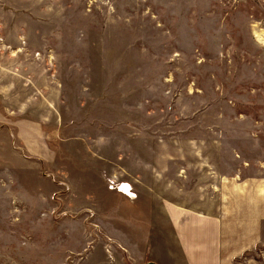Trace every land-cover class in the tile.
Wrapping results in <instances>:
<instances>
[{"label":"rangeland","instance_id":"374dc122","mask_svg":"<svg viewBox=\"0 0 264 264\" xmlns=\"http://www.w3.org/2000/svg\"><path fill=\"white\" fill-rule=\"evenodd\" d=\"M0 112L56 152L0 131V264H172L163 200L264 177V0H0Z\"/></svg>","mask_w":264,"mask_h":264},{"label":"crops","instance_id":"0c3cea01","mask_svg":"<svg viewBox=\"0 0 264 264\" xmlns=\"http://www.w3.org/2000/svg\"><path fill=\"white\" fill-rule=\"evenodd\" d=\"M0 126V131L9 130L14 143L30 159L46 164L55 160L56 152L48 146L36 121L10 122L0 112ZM222 183L218 194L206 198L204 205L185 206L168 199L160 204L158 210L173 236L168 255L174 252L172 264H264L254 257L257 248L264 245V177L235 176ZM119 196L122 203L128 201ZM114 209L119 216L118 206ZM115 222L118 225L119 221ZM138 225L132 222L130 228L137 229ZM115 242L125 248L118 239ZM152 262L159 264L155 259Z\"/></svg>","mask_w":264,"mask_h":264},{"label":"water","instance_id":"95a60500","mask_svg":"<svg viewBox=\"0 0 264 264\" xmlns=\"http://www.w3.org/2000/svg\"><path fill=\"white\" fill-rule=\"evenodd\" d=\"M146 264H154V263H146Z\"/></svg>","mask_w":264,"mask_h":264}]
</instances>
